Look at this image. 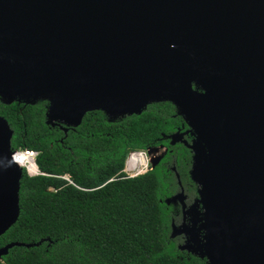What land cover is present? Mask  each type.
Listing matches in <instances>:
<instances>
[{"label":"water","instance_id":"1","mask_svg":"<svg viewBox=\"0 0 264 264\" xmlns=\"http://www.w3.org/2000/svg\"><path fill=\"white\" fill-rule=\"evenodd\" d=\"M0 101H47V124L73 127L171 102L201 185L200 207L186 210L183 188L166 199L183 210L171 237L208 264H264V0H0ZM12 134L0 116V236L20 214Z\"/></svg>","mask_w":264,"mask_h":264},{"label":"trees","instance_id":"2","mask_svg":"<svg viewBox=\"0 0 264 264\" xmlns=\"http://www.w3.org/2000/svg\"><path fill=\"white\" fill-rule=\"evenodd\" d=\"M47 112V101H0L11 149L37 151L42 173L30 177L23 170L19 217L0 236V247L36 245L12 247L0 264H208L171 237L181 208L166 199L179 192V181L187 205L197 196L199 202L201 188L189 176L196 136L174 104L151 103L140 114L113 120L90 111L76 127L47 124ZM177 132H185L186 145L171 143ZM159 146L168 150L152 169L135 177L121 173L130 151Z\"/></svg>","mask_w":264,"mask_h":264},{"label":"built area","instance_id":"3","mask_svg":"<svg viewBox=\"0 0 264 264\" xmlns=\"http://www.w3.org/2000/svg\"><path fill=\"white\" fill-rule=\"evenodd\" d=\"M149 150L150 149L130 151L127 154L121 173H123L125 177H135L152 169L151 160L153 157L149 154ZM37 155L38 152L35 150L15 149L12 150L11 160L17 164L22 171L24 170L28 176L35 177L42 175L36 164ZM64 178L68 180L69 183L73 184L67 176H64Z\"/></svg>","mask_w":264,"mask_h":264},{"label":"flooded vegetation","instance_id":"4","mask_svg":"<svg viewBox=\"0 0 264 264\" xmlns=\"http://www.w3.org/2000/svg\"><path fill=\"white\" fill-rule=\"evenodd\" d=\"M185 132H184V135H183V137H182V139L183 140H185ZM178 143V142H177ZM158 149H160V151H161V154L159 155V156H161V157H163V155L167 152V148L165 147V146H159V147H157ZM151 149V148H150ZM196 183V182H195ZM181 188H183L182 186H180V190H179V192L181 191ZM198 188H199V186H198ZM183 190H184V188H183ZM198 190H200V188L198 189ZM178 192V193H179ZM184 193H185V191H184ZM199 197H200V194H199ZM186 201H187V195L185 194V204H186ZM198 201V196L196 197V198H194L191 202H189V204L187 205L186 204V210H188V207H190L191 205H193L194 203H199V202H197ZM180 205V204H179ZM180 208H181V219H180V222L176 225V226H181L182 225V223H183V210H182V207H181V205H180ZM201 212H202V208H200L199 209ZM200 215H202V214H200ZM192 217H193V214H192V212L190 213H188V212H186V216H185V222L187 223V225H189L190 223H191V219H192ZM199 223V222H198ZM175 224V223H174ZM198 225V224H197ZM190 226V225H189ZM200 237H201V239L203 238V233L201 232L200 234ZM176 237H178V239H179V241H178V248H179V246H182V245H184V244H186V243H188L189 241V238H190V236L189 235H185V234H181V235H178V236H176ZM176 237H174V238H176ZM189 243H191V242H189ZM202 243V240L200 241V244ZM199 244V245H200ZM181 251H186V250H181ZM188 253H192L193 251H187Z\"/></svg>","mask_w":264,"mask_h":264},{"label":"rangeland","instance_id":"5","mask_svg":"<svg viewBox=\"0 0 264 264\" xmlns=\"http://www.w3.org/2000/svg\"><path fill=\"white\" fill-rule=\"evenodd\" d=\"M160 154H161L160 149H156V150H153L152 152H150V155L152 157L159 156Z\"/></svg>","mask_w":264,"mask_h":264}]
</instances>
